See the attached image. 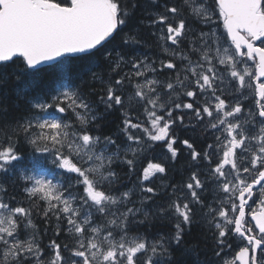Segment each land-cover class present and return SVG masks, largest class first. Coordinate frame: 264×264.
I'll return each instance as SVG.
<instances>
[{
  "label": "snow or ice",
  "instance_id": "6c2138e0",
  "mask_svg": "<svg viewBox=\"0 0 264 264\" xmlns=\"http://www.w3.org/2000/svg\"><path fill=\"white\" fill-rule=\"evenodd\" d=\"M0 264H264V0H0Z\"/></svg>",
  "mask_w": 264,
  "mask_h": 264
},
{
  "label": "trees",
  "instance_id": "16d2710c",
  "mask_svg": "<svg viewBox=\"0 0 264 264\" xmlns=\"http://www.w3.org/2000/svg\"><path fill=\"white\" fill-rule=\"evenodd\" d=\"M111 47V45H109ZM140 51H148V49L141 48ZM159 50L156 48H152L151 52L155 53L158 52ZM151 54V53H150ZM18 65H22V61L17 59L15 64L12 66L15 68ZM59 78V73L57 72L56 69L52 68L51 66H43L41 67V71L35 73L33 77L26 79L22 82H18L12 87H23L25 83H29V80L35 85L34 88L32 89V95H45L49 93L54 87H55V82ZM78 82V81H74ZM11 100H15V97L12 96ZM27 111V104L25 103L24 100L19 101V108L14 109L10 112V118L12 117H20L26 114ZM111 120V118H109ZM115 130V125L112 123H109V125L106 128V131H114ZM181 135H184L181 133ZM19 151L22 155V160L20 161L18 167L21 170L25 171H30L33 167V162L34 159L39 158L40 160V167L37 169V171L41 172L45 176H51L54 172H57L59 170L53 169L52 165L44 159L43 156L39 153H34L32 149L25 144L23 141H21L19 145ZM183 159V157L181 158ZM117 171H121L119 167H117ZM126 172V169H124ZM122 179L124 180V183L126 184L127 187H131V184H127L126 178L123 176V173H121ZM177 179L179 177L177 176ZM155 183L158 185L160 183L159 180H156ZM23 183L20 181H16L14 184H10L9 186V196L15 195L17 201L21 200L23 198ZM35 223L38 225V228L40 232L43 234L45 228L47 227L48 229V234L47 235H42V244L47 245L49 243V240L53 238V229L52 226H45L43 223V220L41 218H35ZM139 231H144V228L139 229ZM155 232V229L152 230ZM197 230L194 229V232ZM60 242H63L65 240V236L62 233L61 236L59 237Z\"/></svg>",
  "mask_w": 264,
  "mask_h": 264
},
{
  "label": "flooded vegetation",
  "instance_id": "af4514ba",
  "mask_svg": "<svg viewBox=\"0 0 264 264\" xmlns=\"http://www.w3.org/2000/svg\"><path fill=\"white\" fill-rule=\"evenodd\" d=\"M220 31H223L222 27H221ZM255 43H256L257 46H261V45H260V41H256ZM250 203H252V207H253V208H257V205H256L254 202H251V201H250ZM257 210H258V209H257ZM248 219L250 220L251 217L249 216ZM234 247H235V242H234ZM236 250H238V248H237ZM233 254H234V253H233Z\"/></svg>",
  "mask_w": 264,
  "mask_h": 264
},
{
  "label": "rangeland",
  "instance_id": "374dc122",
  "mask_svg": "<svg viewBox=\"0 0 264 264\" xmlns=\"http://www.w3.org/2000/svg\"><path fill=\"white\" fill-rule=\"evenodd\" d=\"M254 68V65H253ZM249 104H252L253 102L251 100L248 101ZM39 172V171H38ZM40 174H42L41 172H39Z\"/></svg>",
  "mask_w": 264,
  "mask_h": 264
},
{
  "label": "water",
  "instance_id": "95a60500",
  "mask_svg": "<svg viewBox=\"0 0 264 264\" xmlns=\"http://www.w3.org/2000/svg\"><path fill=\"white\" fill-rule=\"evenodd\" d=\"M39 67H43V66H39Z\"/></svg>",
  "mask_w": 264,
  "mask_h": 264
}]
</instances>
